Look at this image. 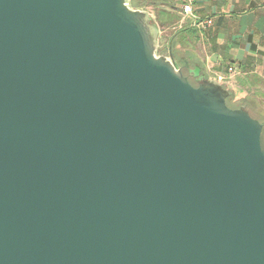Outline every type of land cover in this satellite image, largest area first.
<instances>
[{
	"label": "water",
	"instance_id": "1",
	"mask_svg": "<svg viewBox=\"0 0 264 264\" xmlns=\"http://www.w3.org/2000/svg\"><path fill=\"white\" fill-rule=\"evenodd\" d=\"M132 2L0 0V264H264L263 123Z\"/></svg>",
	"mask_w": 264,
	"mask_h": 264
},
{
	"label": "crops",
	"instance_id": "2",
	"mask_svg": "<svg viewBox=\"0 0 264 264\" xmlns=\"http://www.w3.org/2000/svg\"><path fill=\"white\" fill-rule=\"evenodd\" d=\"M145 2L143 9L160 29L159 41L169 45L181 66L199 68L201 75L218 79L235 98L246 100V106L254 102L264 112V0ZM188 3L192 14L183 11ZM207 17L213 18L212 27L197 25Z\"/></svg>",
	"mask_w": 264,
	"mask_h": 264
},
{
	"label": "rangeland",
	"instance_id": "3",
	"mask_svg": "<svg viewBox=\"0 0 264 264\" xmlns=\"http://www.w3.org/2000/svg\"><path fill=\"white\" fill-rule=\"evenodd\" d=\"M137 5H140V6L136 7ZM132 7H135V8H145V7H148V5H147V2H145V0H133ZM163 46H164V42L163 43L161 42V48H158V54L159 55H163V56L166 55V56L169 57L168 51H166L165 49H163ZM182 70H184V72L187 75L191 76L190 75V70H188L186 67H183ZM250 105H251V108H253V109H251L247 105V108L249 109V112H251V114L253 116L255 115L258 119L264 120V112H263V110H261L260 107H255V103L254 102H250Z\"/></svg>",
	"mask_w": 264,
	"mask_h": 264
},
{
	"label": "built area",
	"instance_id": "4",
	"mask_svg": "<svg viewBox=\"0 0 264 264\" xmlns=\"http://www.w3.org/2000/svg\"><path fill=\"white\" fill-rule=\"evenodd\" d=\"M183 11L186 14H192L193 11H192L191 3L185 4L183 6ZM213 22H214L213 18L207 17V19H204V20L198 22L197 25L201 26L204 29H207L208 27H212L213 26ZM159 48H161V42H160ZM163 49L168 51L169 57H171L170 50H169V45L164 43ZM228 69H229L230 72H234L235 71V69L232 66H230Z\"/></svg>",
	"mask_w": 264,
	"mask_h": 264
},
{
	"label": "trees",
	"instance_id": "5",
	"mask_svg": "<svg viewBox=\"0 0 264 264\" xmlns=\"http://www.w3.org/2000/svg\"><path fill=\"white\" fill-rule=\"evenodd\" d=\"M138 6H140V5H137L136 7H138ZM172 47H174L173 45H172ZM172 56H174L175 58H176V60L178 61V59H177V57L174 55V53L172 54ZM178 62H180V61H178ZM182 68H183V66H182ZM189 77V80H190V82L193 84V85H197V78L194 76V77H192V76H188ZM246 103V101L245 100H243V99H237V98H235V96H234V93L230 96V97H228V104L231 106V107H233V108H238L240 105H242V104H245ZM255 116V115H254ZM256 117V116H255ZM260 120V119H259ZM262 123H263V125H264V120H260ZM263 141H264V132H263Z\"/></svg>",
	"mask_w": 264,
	"mask_h": 264
}]
</instances>
